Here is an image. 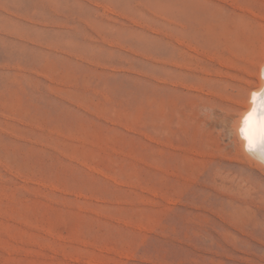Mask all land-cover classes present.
Listing matches in <instances>:
<instances>
[{
  "label": "rangeland",
  "instance_id": "374dc122",
  "mask_svg": "<svg viewBox=\"0 0 264 264\" xmlns=\"http://www.w3.org/2000/svg\"><path fill=\"white\" fill-rule=\"evenodd\" d=\"M263 58L264 0H0V264H264Z\"/></svg>",
  "mask_w": 264,
  "mask_h": 264
},
{
  "label": "bare ground",
  "instance_id": "6f19581e",
  "mask_svg": "<svg viewBox=\"0 0 264 264\" xmlns=\"http://www.w3.org/2000/svg\"><path fill=\"white\" fill-rule=\"evenodd\" d=\"M176 11L178 15L182 17V20L176 21V26L181 29L182 33H185L187 29L186 21L188 22L190 21L188 11L186 8L181 6H177ZM164 39L165 38L163 36H160V40H164ZM257 74H258L257 81L247 86L246 92L247 93L249 92V95H247L248 97L247 101L240 104L238 108L237 117L236 116L233 117L234 122L233 124H231V128L237 134V139L240 143V147L244 151L243 153L246 154H248L245 151L248 142V137L250 135H256L264 132V58L260 62L259 71ZM229 91H230L229 95L234 94L233 92L234 90L231 89L228 90L227 92L229 93ZM225 104L222 101L214 102L206 107L207 111L205 112L207 117L212 119V121L214 122V126L219 128L220 132L225 131L224 130V121H225L224 112L226 108ZM248 156L250 157L249 154ZM259 163L261 162L259 161ZM261 164L263 165L264 163Z\"/></svg>",
  "mask_w": 264,
  "mask_h": 264
},
{
  "label": "clouds",
  "instance_id": "9594fccd",
  "mask_svg": "<svg viewBox=\"0 0 264 264\" xmlns=\"http://www.w3.org/2000/svg\"><path fill=\"white\" fill-rule=\"evenodd\" d=\"M245 151L261 163H264V132L250 135Z\"/></svg>",
  "mask_w": 264,
  "mask_h": 264
}]
</instances>
